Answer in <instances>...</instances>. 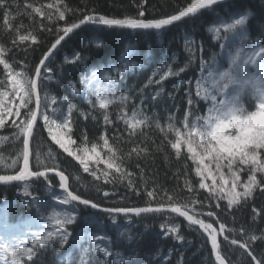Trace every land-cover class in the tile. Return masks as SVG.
Here are the masks:
<instances>
[{"label":"snow or ice","instance_id":"snow-or-ice-1","mask_svg":"<svg viewBox=\"0 0 264 264\" xmlns=\"http://www.w3.org/2000/svg\"><path fill=\"white\" fill-rule=\"evenodd\" d=\"M148 3L149 0H131L135 14L125 10L122 15H106L91 7L89 0H82L79 7L66 0H26L23 4L20 0H0V129H12L11 139L21 144L10 164L0 156V166L14 170V174H0V183L17 182L20 203L25 208L21 221L10 224V201L7 196L0 200V264H42L37 257L49 248L63 264L60 253L66 247L65 255L77 252L68 264H185L182 253L178 262L172 261L173 252L178 251L175 245L186 247L191 243L181 233L183 223L204 235L214 264H244L222 252V241L242 250V255L249 258L248 264H264V249L259 257L254 254L257 242L264 246V228L259 235L246 234L242 224L230 228L217 215L218 211L233 214L236 225L234 213L250 209L252 221L264 223V15L259 35L253 39L249 35L250 21L255 20L252 10L235 11L229 0H182L172 13H162L159 18L146 15ZM259 10L264 14V4ZM205 13L215 17L207 31L219 52L205 59L203 42L186 31L182 37L187 53L184 66L177 64L173 68L178 58L172 53L139 89L127 87L128 75L143 67L129 58L131 45L124 48L118 62L81 72L78 81L68 80L63 68L58 79L53 75L50 65L62 49V42L79 37L88 26H94L93 34L84 38L94 39L101 47L103 40L95 35L97 31L167 32L178 22L195 23ZM44 44L46 49L33 65L28 53ZM19 52L24 55L17 59ZM63 59L74 69L86 61L80 52ZM197 60L199 74L186 81L181 101L185 108L180 119L170 113L166 123L162 122L149 105L159 103L163 96L175 100L179 89L165 92L164 81L179 76ZM53 80L57 86L66 81L71 93L86 100L87 110L67 95L57 96L47 90L42 94L41 89ZM148 87H152L151 99L143 95ZM175 111L179 113L180 109ZM79 119L100 124L98 135L90 140L87 129L79 127ZM37 128L45 131L46 137L34 144ZM153 131L160 134L159 142L150 135ZM8 139L0 137V143ZM165 148L177 160L183 152L182 186L179 170L173 173L177 184L171 189L157 184L154 169L149 172L156 154ZM63 154L78 162L103 198H111L123 188L124 199L131 194L141 200L142 206L106 207L83 198L70 188V174L66 175L59 166L58 156ZM164 158L167 160V153ZM187 161L192 162L195 177H199L195 183V177H189ZM50 173L59 178V191L54 190ZM209 178L211 183H207ZM75 179L79 183L81 178ZM40 183L44 185V197L38 194L39 188L33 191ZM107 186H111L110 191ZM258 197L262 198L259 206ZM196 205L200 211H196ZM80 206L106 214L109 223L95 219L96 231L84 227L74 235L71 226L83 220ZM121 216L125 225L117 222ZM147 216L162 221L156 237L171 239L175 244L163 256L157 252L151 259L147 255L142 259L144 242L133 236L126 225L132 224L131 217ZM179 218L182 223L176 222ZM109 232H118L123 239L114 240ZM244 235L246 239L237 238ZM125 240L128 255L115 250Z\"/></svg>","mask_w":264,"mask_h":264},{"label":"trees","instance_id":"trees-1","mask_svg":"<svg viewBox=\"0 0 264 264\" xmlns=\"http://www.w3.org/2000/svg\"><path fill=\"white\" fill-rule=\"evenodd\" d=\"M26 0H20V3H25ZM27 2H32V0H27ZM43 2H51V0H43ZM66 2L72 4L73 6L79 7L82 3V0H66ZM131 0H89L90 6L95 8L99 13L106 15H122L125 10L129 11L131 14H135L133 9L135 5H131ZM182 0H149L148 5H145L147 11L146 15L151 14L159 18L162 13H172L175 10V4L181 3ZM234 5L235 11L243 10H252V14L255 16V20L250 21L249 24V35L253 39L259 35V29L261 27V17L262 14L259 10V6L264 4V0H232L230 1ZM217 11L223 16L224 13L217 8ZM215 17L211 13H205L197 19V22L193 23L191 20H186L184 22H179L178 26H173L170 31L160 32V33H144L137 34L135 32L123 33L121 34L118 31L106 30L103 32L97 31L95 35L99 36L103 40V45L97 47L94 39H85V36H91L93 34L94 26H88L85 31L80 32L79 37L73 36V38L68 39L66 43H63V47L60 50L59 54L54 55L53 63L50 65L53 71V75L58 79L61 74V68H63V75L68 80L78 81L79 73L86 72L89 69L99 70L100 68L106 67L110 63H116L119 61L123 50L126 46L131 45L133 52L130 55L137 65H143L142 68L137 67L134 69L133 73H130L127 77V87L133 89H139L148 81L149 77L152 76V73L158 68H161L165 63L166 57H171L172 53H175L177 56V61L173 64V68L178 64L180 67H183L186 63L185 57L187 53L183 49V40L182 37L186 31L190 32L195 36V39L198 42H203L204 47V57L207 60H210L212 55L219 52V47L216 42L211 38V34L207 31L208 26L213 22ZM26 24L28 21L25 19ZM85 28V27H83ZM82 28V29H83ZM80 31V30H78ZM47 39H51L48 37ZM47 44L41 45L37 51L29 52L28 59L34 65L38 62L42 52L46 49ZM74 52H80L82 56L86 57L84 66L75 68L71 64L64 63V56L67 55L71 57ZM24 55L23 52L17 54V59L22 58ZM2 67V66H0ZM199 74V61L190 65L187 70L181 73L177 77H169L164 81L165 92H171L174 88L179 89L177 97L175 100L163 96L159 103L153 101L149 108L152 113H155L162 122L166 123V117L170 113H175L177 119H180V114L184 111L185 105L181 102L184 97V89L186 87V81L188 79H193ZM185 82V83H182ZM79 86V85H78ZM47 90L51 94L61 96L67 95L69 99H74V102L84 110H87L86 100L80 96H75L74 93H71V89L67 86L66 81H61L60 85L57 86L55 80L50 84L45 85L41 92ZM152 92V87L144 89L143 95L148 99H151L150 93ZM204 103L200 105L201 113L204 111ZM176 108L180 109V112L177 113ZM74 119H77L76 114L74 113ZM11 123V121H9ZM38 123H42L38 121ZM78 124L80 128H86L89 134V139L92 140L96 135H98L100 130V124L92 120H83L79 119ZM13 130L5 127L0 129V137H8L9 139L0 143V156L5 158L6 163H11L13 159L16 158V155L21 149V144L18 141L12 140ZM154 138L159 142L160 134L156 131L150 133ZM35 141L36 143H41L46 137V132L40 128H37L35 132ZM126 147V146H125ZM44 152L47 151V147L43 149ZM168 154L167 160L164 158V154ZM58 161L60 168L65 171L66 175H69V186L77 194L83 196V198H91L96 202L102 203L104 206H142V202L135 196L129 194L127 199L123 198L124 189H117V194L111 198L105 199L102 197L101 193L97 192L96 188L89 183L92 178L87 174L82 172L78 162L74 161L70 157H66V154L59 155ZM34 165L35 161H31ZM50 163H57V161H51ZM185 160L183 152L179 160H177L167 148L163 149L161 153L156 154L155 162L153 168L149 169L151 172L155 170V176L153 177L157 184L163 185L165 188L171 189L177 184V179L174 178L173 173L179 170L181 176L179 177L180 186L183 185L185 171L184 168ZM22 166V161L20 162ZM187 171L189 177H195L194 168L191 161H187ZM0 174H14L13 169H5L3 166H0ZM54 190L59 191L58 188V177L49 176ZM76 177H80V182H76ZM199 177L193 179V183L198 180ZM19 185H13L9 187H0V200L4 196H7L8 201H10L7 215L10 224H17L21 221V217L25 213V208L20 203L21 197L18 195ZM39 188V195L41 197L45 196L44 185L42 183L36 185L33 191ZM106 190H111V186H107ZM203 195H207L205 190H201ZM181 195H184L181 193ZM188 197L185 196V199ZM260 197L257 199V206L261 203ZM223 207V204L221 205ZM80 216L83 220L78 219L77 224L71 226V230L75 235L77 231L81 230L84 227H87L89 231H96L97 227L94 223L95 219L104 221L106 224L109 221L106 220V214L99 211H94L84 206H80ZM196 211H200L198 205H196ZM175 215V214H173ZM217 215L220 217L221 222L226 224L228 227H234L243 225L245 228L246 234H256L259 235V230L264 228V223H261L257 220L255 223L251 218V210L244 209L238 212H235V219L237 224H233V214L229 212H217ZM132 224L126 225L133 236H139L143 240V246L141 247L140 256L141 258L151 259L156 256V253L159 252L161 256L167 253L170 248L174 247L175 242L171 239H161L156 237V233L160 231L159 224L162 222L159 217L147 216L143 219L139 217H131ZM117 222L120 225H125L123 217H118ZM177 223H182V218L177 219ZM208 222H212L209 220ZM214 226H216L214 224ZM147 233V235H145ZM181 233L185 237L186 241H190V245L186 247H181L180 245H175L178 251L173 252L172 261L178 262L180 254H183L185 264H214V255L211 253L210 245L206 242L204 235L201 232L190 228L186 223L182 224ZM109 235H112L114 240L123 239L119 236V233L109 232ZM231 238V237H230ZM239 239H246L247 235L237 237ZM69 244H72L70 239ZM132 247H135L133 245ZM222 252H224L232 260H243L244 264H248L249 258L242 255V250L237 249L235 246H227L226 242L222 241L221 244ZM255 252L258 257L264 249V246H261L259 242L254 245ZM125 255H128V245L127 241L115 249ZM67 247L64 250H61L60 256H63V264H68V260L77 255L76 251H72L69 255H65L67 252ZM234 254V255H233ZM38 261H42V264H61V260L58 255L51 249H47L41 252L37 257Z\"/></svg>","mask_w":264,"mask_h":264},{"label":"water","instance_id":"water-1","mask_svg":"<svg viewBox=\"0 0 264 264\" xmlns=\"http://www.w3.org/2000/svg\"><path fill=\"white\" fill-rule=\"evenodd\" d=\"M230 1H232V0H229V2ZM179 23V22H178ZM83 27H85V26H82V28ZM75 31H78V30H75ZM71 35V34H70ZM69 38H66V40H68ZM64 42H62V44H63ZM49 176H54V174H52V173H50L49 174ZM16 184H18L17 182H13L12 184H7V185H5V184H2V183H0V187H9V186H13V185H16ZM87 208H89V209H91L90 207H87ZM92 210H94V211H98V210H96V209H92Z\"/></svg>","mask_w":264,"mask_h":264},{"label":"rangeland","instance_id":"rangeland-1","mask_svg":"<svg viewBox=\"0 0 264 264\" xmlns=\"http://www.w3.org/2000/svg\"><path fill=\"white\" fill-rule=\"evenodd\" d=\"M207 183H211V178H209V180L207 181Z\"/></svg>","mask_w":264,"mask_h":264}]
</instances>
